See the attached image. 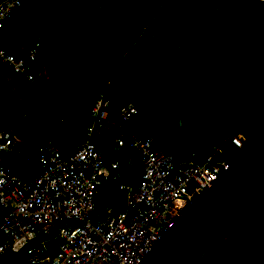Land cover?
<instances>
[{
	"label": "trees",
	"instance_id": "1",
	"mask_svg": "<svg viewBox=\"0 0 264 264\" xmlns=\"http://www.w3.org/2000/svg\"><path fill=\"white\" fill-rule=\"evenodd\" d=\"M170 2L121 0L125 12L140 8L152 12L145 32L152 33L156 39L164 38L167 43L182 46L171 51L173 54L168 59H160L162 53H152L146 67L150 72L161 67L168 82L154 94L149 93L151 100L147 104L134 101L136 114L124 127L138 137L151 136L156 146L172 153L174 163L188 159L192 151L198 155L206 154L212 145H219L221 157L225 158L236 150L227 139L221 142L226 136L238 134L245 143L264 129V32L252 36L243 31L242 24L233 28L234 16L223 11L216 13L214 25L209 26L207 22L197 25L191 19L190 10L181 14L191 4L188 0H178L172 10ZM20 4L15 14L2 22L0 47L17 57L21 49L37 43L42 51L39 62L45 76L30 83L20 79L12 89L6 81L0 82V124L8 135L27 141L20 155L7 156L10 169H19L23 176L33 177L36 174L34 158L43 132L51 127L52 144L59 146L62 154L71 152L74 134L86 123L83 105L91 97H88L90 90L86 89V84L89 82L87 88L93 87V94L99 92L97 82L105 80L106 74H91L89 78L82 74L83 79L78 81L77 76L60 81L54 78L58 67L51 63L50 44L57 40L54 37L40 39L39 29L28 17L23 3ZM179 13L181 19L170 18ZM141 16L138 12L137 17ZM125 41L122 50L132 42L128 36ZM142 53L140 59L145 56V50ZM139 64L140 60L137 66L145 70ZM132 81L139 88L138 82ZM66 84L72 87L69 90L70 112L65 113L62 107L55 109L49 104L42 109L43 103L37 102L43 97L42 92L53 90L58 96L60 90L66 91ZM125 85L126 82L112 80L108 86V120L112 123L118 108L129 100ZM144 88L140 87L148 93ZM18 90L21 91L19 95L10 96ZM60 115L64 118L63 128L57 132L50 123L57 121ZM112 123L108 129L110 134L114 130ZM127 155L134 158L130 159L131 163L136 162L138 167L135 152L121 147L113 155L119 170H122ZM6 255L10 257L8 253ZM5 256L3 260L7 259ZM213 264H264V214L239 234Z\"/></svg>",
	"mask_w": 264,
	"mask_h": 264
},
{
	"label": "built area",
	"instance_id": "2",
	"mask_svg": "<svg viewBox=\"0 0 264 264\" xmlns=\"http://www.w3.org/2000/svg\"><path fill=\"white\" fill-rule=\"evenodd\" d=\"M19 6L20 0H0V30ZM41 56L37 43L21 49L17 57L0 47V82L12 89L20 79L41 80ZM109 108L104 91L91 95L84 106L89 123L69 154L42 135L34 158L36 174L29 180L11 172L5 160L20 155L27 141L4 134L0 127V260L23 250V264H139L162 230L209 187L225 163L219 145L206 154L192 151L188 159L174 163L172 153L156 146L150 136L136 137L125 129L136 114L131 103L118 108L113 134L105 148H97L93 138L106 132ZM226 139L236 149L244 143L238 134L221 142ZM121 147L137 155L135 185L120 182L117 162L103 158L107 149ZM104 186L117 198L98 210L95 200ZM49 238L56 248L52 255L46 253Z\"/></svg>",
	"mask_w": 264,
	"mask_h": 264
},
{
	"label": "crops",
	"instance_id": "3",
	"mask_svg": "<svg viewBox=\"0 0 264 264\" xmlns=\"http://www.w3.org/2000/svg\"><path fill=\"white\" fill-rule=\"evenodd\" d=\"M24 1L27 4H31V0H24ZM34 1H35V5H37L42 0H34ZM45 1L47 2L46 3L47 9H46V13H44L43 16L36 14V11H32L31 5H24L25 8L24 10L28 13V17L31 18L32 23L36 26V28L39 29L40 37L42 39L49 40L51 39V37H53V34L61 35L62 38L64 39V41L57 40V42L63 44V47L58 46L56 43H53V41L51 40L52 41V44H50V46H52L51 63H54L56 67H58L55 73L57 76L54 75V78H57L60 81L65 77L71 78L72 76H77L78 77L77 81H78L79 79L80 80L83 79V77H81L82 74L87 78H89V75L91 74L93 76H99L102 73H105L106 74L105 80L98 81L97 85L98 87H100L99 91H104L108 95L109 93L108 86L110 85V82L112 80L122 81V83L126 82V84L134 83L132 81L134 78L131 76V74H126V72H120L116 74V71L121 68L122 62L127 60L128 61L127 67L131 69L130 68L131 66L132 67L136 66L137 68L138 60H140L139 65L142 68H145V71L151 77L155 79L158 78L161 85L162 84L164 85L165 83L168 82V78H166V76L163 75L161 67L157 71L150 72L149 69L146 67L147 62H149L152 53H162L160 55V59H166V58L168 59L171 56V54H173V52L171 51H174V49L178 50L182 46L178 44H171L170 42L167 43L164 38L156 39L154 38V35L152 33L145 32L146 30L144 31V27L143 29H138V25H136L137 24L136 20L141 22L142 19L145 18L146 16L149 18L145 20V26L149 23L152 16V12L149 9H148L149 11L146 8H142L139 10L129 9L128 12H125L124 10H122L123 4L121 3V0H45ZM177 1L178 0H171L170 2L171 10L174 9ZM188 1L191 4H189L187 8H184L181 14L183 15L185 11L187 12V10H190L191 19H194V21L197 22V25L204 22H207L209 26L214 25L215 24L214 17L216 13L218 11H223L228 14H232L234 16L233 26H232L233 28L241 24L244 26V28L249 26L251 28L253 27L254 32H258V29L262 27L264 28V22H263L264 0H188ZM138 12L142 14L141 17H137ZM181 14L179 13L170 18L179 20L182 18ZM56 18L58 19L56 20ZM125 36H128V40L131 39L132 42L124 50H122L123 49L122 46L124 42H126ZM76 50H78L77 53ZM143 50H145V56L142 59H140L139 56L142 57L144 54L142 53ZM58 51H63L64 54H61L59 56L57 55ZM63 67L64 68L66 67V69H64ZM67 67H71V69H67ZM88 83L86 84V89L90 90V92H88L89 93L88 97H90L93 94V87L87 88L89 87ZM133 85L136 88H138V86H136L135 84ZM65 87H66V93L64 92L63 95L64 97L63 100H65V102H62L61 104L63 111L66 110L65 113H67L70 112L72 107V104H70L71 96L69 95V90L72 87L70 86V84H66ZM140 87L142 86L140 85L138 89H140ZM160 88L162 87L161 86L152 87V88L146 87L144 89L148 91V95H149V93L154 94L153 92L156 89H160ZM128 90H133V88H130ZM17 95H19V93ZM137 95H140V93L138 92ZM134 101L135 100L131 99V100H127L125 103L133 104ZM136 101L139 100L136 99ZM85 103L83 105V110ZM74 105L75 104H73V106ZM22 116L23 115H21V117ZM60 119H62V115L58 117V120ZM84 119L86 121L85 125H88L89 121L86 117L85 110H84ZM110 123L112 122L108 120L107 130L102 136L93 138L94 144L97 148H101V149L105 148V140L107 137L111 135L110 133H108ZM50 125H52V123H50ZM52 126L54 127V125ZM0 127L3 133L7 134L4 131V126L0 124ZM83 127H81L74 134V140H75L74 146L77 144L79 140V135L81 134ZM62 128L63 125L60 129H56L54 127V129L57 132L60 131ZM51 130H52L51 127L48 128L45 132H43L42 135H48L50 137V134L52 132ZM102 140H104V142ZM74 146L72 150L74 149ZM57 147L59 148V146ZM118 149L115 150L107 149L103 154V158L106 161L115 160L117 162L116 172L120 182L130 183L132 185H135L137 179L136 172H138L137 170L138 167L135 164L136 162L129 164L127 160L128 159L132 160L134 158L131 157L130 155H127L122 170H119L118 161L113 156L118 151ZM5 160H6V166L9 168L11 172H19L22 174V172L19 169L15 171H12L10 169L8 157H5ZM23 177L26 180L32 178L29 174H26ZM114 198H117L115 192H112V190L110 188H107V186L102 187L101 191L99 192L95 200L96 209L101 210L106 205L109 206L114 204ZM45 243L46 244L48 243L49 245H52L54 247V248L52 247L51 249L52 251H47V247H46V253L48 255H52L56 250L52 239L51 238L47 239Z\"/></svg>",
	"mask_w": 264,
	"mask_h": 264
},
{
	"label": "water",
	"instance_id": "4",
	"mask_svg": "<svg viewBox=\"0 0 264 264\" xmlns=\"http://www.w3.org/2000/svg\"><path fill=\"white\" fill-rule=\"evenodd\" d=\"M264 214V129L160 233L139 264H213Z\"/></svg>",
	"mask_w": 264,
	"mask_h": 264
},
{
	"label": "rangeland",
	"instance_id": "5",
	"mask_svg": "<svg viewBox=\"0 0 264 264\" xmlns=\"http://www.w3.org/2000/svg\"><path fill=\"white\" fill-rule=\"evenodd\" d=\"M21 2L23 3V5H31L32 6V11H36V14L38 15H44V13H46V1L45 0H42L40 3H38L37 5H35V1L34 0H31V4H27L25 3L24 0H21ZM38 2V1H37ZM142 9V8H140ZM149 18V17H146L142 19L141 22H139L138 20H136V25H138V29H143V27H145V20ZM58 18H56L57 20ZM128 19V18H126ZM123 26V25H122ZM257 29V28H255ZM243 31L246 33V34H249V35H252V36H260L263 31H264V28H260L258 29V32H254L253 30V27L251 28L250 26L249 27H245L243 29ZM53 37L55 40H59V41H64V39L62 38L61 35H58V34H53ZM41 39V37H39ZM56 44L58 46H61L63 47V44L60 43V42H56ZM102 52V50H101ZM61 54H64L63 51H58V54L57 55H61ZM127 63L128 61H123L122 62V66L120 69H118L116 71V74L120 73V72H126V74H131V76L134 78V80H136L138 82V85H141L142 87H147V88H152V87H160L161 86V83L159 81V79H155L153 77H151L145 70L141 69L139 66H131L129 69L127 67ZM136 65V64H135ZM118 83H120L121 81H116ZM127 86V87H126ZM126 87V97L131 100H135L138 99L140 102L144 103V104H147L150 99H151V96L148 95V93L142 91V90H139L138 88H136L132 83L131 84H126L125 85ZM130 88H133V90H128ZM64 92L66 93L65 90H61L58 97L56 96L57 94L53 91V90H44V92H42V98L41 99H38V104L39 105H43L41 106V108L43 109L46 104L49 106L52 105L55 109H61L62 107V102H65L64 97ZM140 93V95H137V93ZM63 97V98H62ZM63 120L64 118L62 117V119L58 120L57 122L55 123H52V125H54V127L56 129H60L63 125ZM46 247H47V251H52V245H49L48 243L46 244ZM54 248V247H53ZM23 250L19 251L18 253H14V254H10V257L8 258V255L5 256V260H3V264H23V260H24V257H23Z\"/></svg>",
	"mask_w": 264,
	"mask_h": 264
},
{
	"label": "clouds",
	"instance_id": "6",
	"mask_svg": "<svg viewBox=\"0 0 264 264\" xmlns=\"http://www.w3.org/2000/svg\"><path fill=\"white\" fill-rule=\"evenodd\" d=\"M21 5V4H20ZM226 158V157H225Z\"/></svg>",
	"mask_w": 264,
	"mask_h": 264
}]
</instances>
